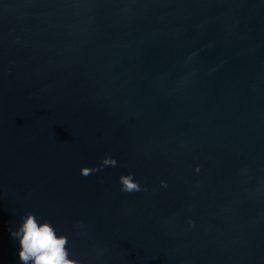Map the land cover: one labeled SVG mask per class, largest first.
Listing matches in <instances>:
<instances>
[{"label": "water", "instance_id": "water-1", "mask_svg": "<svg viewBox=\"0 0 264 264\" xmlns=\"http://www.w3.org/2000/svg\"><path fill=\"white\" fill-rule=\"evenodd\" d=\"M27 214L76 264H264V0H0V264Z\"/></svg>", "mask_w": 264, "mask_h": 264}, {"label": "clouds", "instance_id": "clouds-1", "mask_svg": "<svg viewBox=\"0 0 264 264\" xmlns=\"http://www.w3.org/2000/svg\"><path fill=\"white\" fill-rule=\"evenodd\" d=\"M116 161L106 157L102 161L104 166H115ZM97 169L84 167L81 174L90 175ZM120 183L123 191L139 190L137 183L131 175L121 176ZM22 224L10 235L18 239L19 261L21 264H76L75 260L68 258L67 238L57 235L54 227L47 223L38 222L34 214H27L22 218Z\"/></svg>", "mask_w": 264, "mask_h": 264}]
</instances>
